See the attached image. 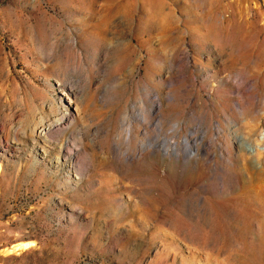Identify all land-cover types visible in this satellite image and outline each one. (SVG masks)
<instances>
[{
	"label": "rangeland",
	"instance_id": "374dc122",
	"mask_svg": "<svg viewBox=\"0 0 264 264\" xmlns=\"http://www.w3.org/2000/svg\"><path fill=\"white\" fill-rule=\"evenodd\" d=\"M0 264H264V0H0Z\"/></svg>",
	"mask_w": 264,
	"mask_h": 264
},
{
	"label": "bare ground",
	"instance_id": "6f19581e",
	"mask_svg": "<svg viewBox=\"0 0 264 264\" xmlns=\"http://www.w3.org/2000/svg\"><path fill=\"white\" fill-rule=\"evenodd\" d=\"M125 16H126V19H127L128 24L131 23L130 21H132L131 19H133V18H141L140 17V14L138 12L137 13L136 12H128ZM144 24L147 25L148 24V21L147 20L144 21ZM56 126H58V124H56ZM79 135L81 136L82 134L78 133V136ZM79 137H77V138H79ZM76 146H77L76 141L75 140H71V142L68 141V143L66 145V148H67L68 152H72V151H74V150L77 149ZM186 149H187V152H189V153H192L193 152V148L189 145V143L186 144ZM81 151L83 152V151H85V149L82 148L80 151L79 150L76 151V153L78 152V154H79V152H81ZM173 151L175 153H177L178 152V148L175 146L174 149H173ZM33 245H34V242L33 241H26V242L23 241V242L18 243L15 246L16 247L15 249L28 248V247L33 246Z\"/></svg>",
	"mask_w": 264,
	"mask_h": 264
}]
</instances>
